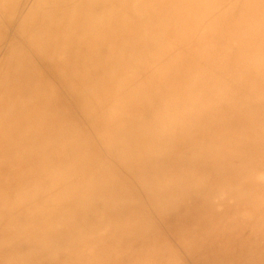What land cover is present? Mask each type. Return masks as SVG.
I'll use <instances>...</instances> for the list:
<instances>
[{"label": "bare ground", "instance_id": "6f19581e", "mask_svg": "<svg viewBox=\"0 0 264 264\" xmlns=\"http://www.w3.org/2000/svg\"><path fill=\"white\" fill-rule=\"evenodd\" d=\"M0 264H264V0H0Z\"/></svg>", "mask_w": 264, "mask_h": 264}]
</instances>
